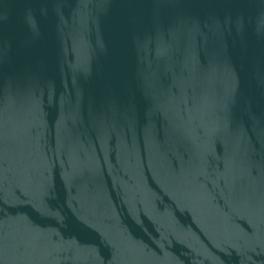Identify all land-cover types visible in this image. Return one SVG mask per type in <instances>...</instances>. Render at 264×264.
Segmentation results:
<instances>
[{
	"label": "water",
	"instance_id": "water-1",
	"mask_svg": "<svg viewBox=\"0 0 264 264\" xmlns=\"http://www.w3.org/2000/svg\"><path fill=\"white\" fill-rule=\"evenodd\" d=\"M0 264H264V0H0Z\"/></svg>",
	"mask_w": 264,
	"mask_h": 264
}]
</instances>
